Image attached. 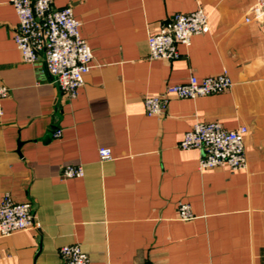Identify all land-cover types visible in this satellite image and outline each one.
Masks as SVG:
<instances>
[{
  "label": "crops",
  "instance_id": "obj_1",
  "mask_svg": "<svg viewBox=\"0 0 264 264\" xmlns=\"http://www.w3.org/2000/svg\"><path fill=\"white\" fill-rule=\"evenodd\" d=\"M260 0H56L82 21L93 52L77 97L64 94L44 55L22 60L18 16L0 0V200L31 202L37 227L0 233V264H64L79 244L92 264H264V15ZM202 8L209 31L175 59L149 57L148 36ZM249 19V20H247ZM227 69L232 87L172 97L149 116L144 98ZM196 120L245 125L247 168H199L180 141ZM60 131V135L55 133ZM112 150L102 160L100 147ZM67 164L82 177L63 176ZM193 218L182 220L179 206Z\"/></svg>",
  "mask_w": 264,
  "mask_h": 264
},
{
  "label": "built area",
  "instance_id": "obj_2",
  "mask_svg": "<svg viewBox=\"0 0 264 264\" xmlns=\"http://www.w3.org/2000/svg\"><path fill=\"white\" fill-rule=\"evenodd\" d=\"M18 16L13 38L23 61L36 62L44 55L46 68L54 77L61 91L70 98L77 97L84 84V75L93 62V52L81 35L82 21L75 17L71 6L56 8V0H10ZM258 17L264 15V0L255 8ZM249 20V19H247ZM209 31L208 16L202 8L190 13H177L163 22L157 32L148 36L149 57L152 59H175L180 56L179 44L189 45L194 35ZM233 79L227 69L199 78L192 74L188 81L168 85L163 92L144 98L145 112L149 116L163 112L172 97L196 98L218 94L229 90ZM9 90L0 84V118L4 114L3 101ZM247 126L228 129L218 121L196 120L180 141L183 149L197 148L201 151L199 168L215 167L230 170L246 169L245 135ZM60 135V131L55 133ZM102 160L112 159L109 147H100ZM81 165L67 164L63 176L82 177ZM180 218H193L189 204L179 206ZM37 227L31 202H16L9 194L0 200V233L11 235ZM64 264H92L88 254L79 244H68L60 248Z\"/></svg>",
  "mask_w": 264,
  "mask_h": 264
}]
</instances>
